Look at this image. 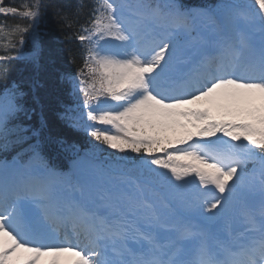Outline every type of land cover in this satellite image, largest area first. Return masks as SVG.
<instances>
[{
  "label": "trees",
  "instance_id": "16d2710c",
  "mask_svg": "<svg viewBox=\"0 0 264 264\" xmlns=\"http://www.w3.org/2000/svg\"><path fill=\"white\" fill-rule=\"evenodd\" d=\"M23 0H0V5L5 7H14L19 8ZM33 2V0H31ZM45 4L47 6L46 13L48 14V30L51 31V35L49 37L50 48L53 51V57L55 62L52 63L53 67H66L71 66V61L69 60L74 56V51L72 50L71 44L68 43V39L71 35L76 32V24H75V11L76 8L73 6V2L71 0H45ZM8 16L5 15V11L0 10V36H2L4 31H7L8 28H11L13 20L15 19L14 15ZM75 31V32H74ZM57 76L55 69L51 67L46 70L45 74H43L42 79L46 85L43 90V97L45 101V105L49 107V111L51 112V107L56 105V100L59 96H61V87L57 83ZM53 130L57 133L63 134V127H59L58 122L53 118L52 119Z\"/></svg>",
  "mask_w": 264,
  "mask_h": 264
},
{
  "label": "rangeland",
  "instance_id": "374dc122",
  "mask_svg": "<svg viewBox=\"0 0 264 264\" xmlns=\"http://www.w3.org/2000/svg\"><path fill=\"white\" fill-rule=\"evenodd\" d=\"M253 94H257V90H256V89H251V90L249 91V95L252 96ZM133 111H137V112H139L138 109H134Z\"/></svg>",
  "mask_w": 264,
  "mask_h": 264
},
{
  "label": "bare ground",
  "instance_id": "6f19581e",
  "mask_svg": "<svg viewBox=\"0 0 264 264\" xmlns=\"http://www.w3.org/2000/svg\"><path fill=\"white\" fill-rule=\"evenodd\" d=\"M72 58V57H71Z\"/></svg>",
  "mask_w": 264,
  "mask_h": 264
}]
</instances>
